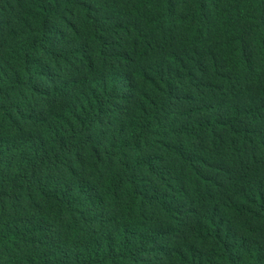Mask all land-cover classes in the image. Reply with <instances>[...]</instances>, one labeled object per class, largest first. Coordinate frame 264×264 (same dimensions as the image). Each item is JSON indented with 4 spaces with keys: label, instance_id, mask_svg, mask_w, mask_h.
<instances>
[{
    "label": "trees",
    "instance_id": "trees-1",
    "mask_svg": "<svg viewBox=\"0 0 264 264\" xmlns=\"http://www.w3.org/2000/svg\"><path fill=\"white\" fill-rule=\"evenodd\" d=\"M0 264H264V0H0Z\"/></svg>",
    "mask_w": 264,
    "mask_h": 264
}]
</instances>
